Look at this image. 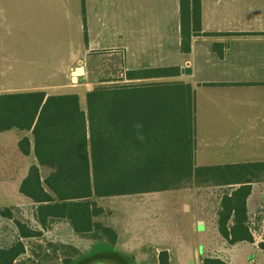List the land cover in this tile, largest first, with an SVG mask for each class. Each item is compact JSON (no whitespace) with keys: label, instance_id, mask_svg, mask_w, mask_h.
I'll return each mask as SVG.
<instances>
[{"label":"crops","instance_id":"obj_1","mask_svg":"<svg viewBox=\"0 0 264 264\" xmlns=\"http://www.w3.org/2000/svg\"><path fill=\"white\" fill-rule=\"evenodd\" d=\"M200 1L201 33L191 36L188 53L181 50L179 0H115V6L111 4L108 8L115 7L114 18L97 16L93 9L92 22L93 11L87 5L86 45L106 48L95 45L103 39L110 44L109 48L115 49V65L120 67L118 76L112 80L115 85L121 86L123 82L136 86L190 87V95L183 90L179 94H173V90L167 94L164 88L132 92L144 98L145 110L154 115L150 128L171 127L173 118L175 125L178 120L182 123L185 114L191 135L185 148L177 137L151 136L148 138L151 147L146 149L141 163L128 158L123 169L127 174L143 169L148 171L146 175L153 176H194L196 168H212L219 174L222 170L217 167L264 163V0ZM77 11L72 15L70 11L68 14L66 10H59L56 17L49 13L43 23L37 16L38 33L34 38L27 32L34 27L28 13L23 14L22 21H15V28L10 32H4L0 22V95L41 91L47 97L77 93L78 88H70L72 72L79 67L75 64L82 63L86 57L79 32L83 22ZM71 19L74 30H70ZM80 66L84 74L85 67ZM185 68L190 72L185 73ZM151 69H166V72L157 77L138 78L149 75ZM82 74L76 76V82L82 80ZM66 80L67 84L60 83ZM40 81L45 82L41 87ZM64 88L65 93L60 91ZM129 100L128 108L134 107L133 96ZM188 101L189 106L185 108ZM13 129L17 128L2 131L0 135ZM34 158L36 163L32 164L38 165L35 155ZM27 173L17 184L19 196L6 185L0 188V201L12 191L11 199L16 207L24 198L35 204L20 192ZM253 175L257 178L248 183L251 190L246 199L244 224L251 241L229 244L220 233L222 197L230 196L241 183H235L234 179L220 181L215 176L207 184L198 182L187 187L123 195H134V198L116 201L115 228L106 225L116 232L115 244L98 242L111 248L108 251L115 254V264H159L160 252L167 254L168 264H201L203 257L217 258L226 264L252 261L264 264L261 247L264 244V169ZM118 196L122 195H115ZM232 224L231 216L227 228ZM219 242L223 247L217 251L221 253L208 254L217 249Z\"/></svg>","mask_w":264,"mask_h":264},{"label":"trees","instance_id":"obj_2","mask_svg":"<svg viewBox=\"0 0 264 264\" xmlns=\"http://www.w3.org/2000/svg\"><path fill=\"white\" fill-rule=\"evenodd\" d=\"M179 2L181 50L188 53L191 36L201 33V1ZM148 72L149 75L146 73L138 78L157 77L164 74L166 69H151ZM173 87L190 95L188 85ZM148 88L168 86L145 84L95 89L86 94V112L80 108L76 94L46 97L45 93L40 91L0 95V132L12 128L31 131L33 153L38 165L50 169L49 174L41 180L39 166L32 164L20 184V192L34 201V216L43 228L48 229L46 225L49 219L66 221L73 233L80 238L104 241L111 246L115 244L116 232L113 228L92 220L93 216L104 211L96 205L93 196L159 191L173 186L167 183L177 179L176 176L146 175L148 171L143 169L132 171L131 174L123 171L128 158L142 162L146 149L151 147L148 138L153 135L177 137L183 148L189 140L185 114L182 123L178 120L175 125L173 118L171 127H149V122L155 119L154 115L145 110L143 97L132 95L135 90ZM121 90L123 95H119ZM129 95L134 98V107L130 108ZM188 106L189 101L184 107ZM183 133H186V136ZM128 137L135 138L129 141ZM18 148L23 155H29L30 143L27 137L18 141ZM240 168L243 169L239 171ZM215 169L222 171L215 174L212 168H196L194 176L181 178L207 184L210 178L216 176L220 181L234 179L237 180L235 183H241L230 196L222 197L219 230L228 239L229 244L251 241L252 237L244 225L247 220L246 199L251 190L248 183L252 181L250 179L257 178L253 173L263 170L264 163ZM92 207L96 214L91 211ZM1 214L11 218L9 210L2 211ZM231 216L233 224L228 229L227 222ZM14 223L18 230L17 237L9 247L0 246V264H15L17 258L25 253L21 240L40 236L37 230L25 226L23 222ZM93 226H98L97 235L90 232ZM261 247L264 250V244H261ZM71 251L77 254L78 249L71 246ZM62 262L71 264L73 260L66 257ZM159 264H168L165 252H160ZM201 264L226 263L217 258L203 257Z\"/></svg>","mask_w":264,"mask_h":264},{"label":"rangeland","instance_id":"obj_3","mask_svg":"<svg viewBox=\"0 0 264 264\" xmlns=\"http://www.w3.org/2000/svg\"><path fill=\"white\" fill-rule=\"evenodd\" d=\"M111 4L115 6V0H89L88 2L87 0H0V22H3L2 28H4V32H10L15 28V21L17 19L22 21L23 14L28 13L29 21L34 22V27L28 29L27 32L34 38L38 33L37 16L40 18V23H43L48 20L49 13L52 17H56L59 14V10H66L68 14L70 11L72 15H76V13L73 12L75 9H78L79 12L77 11V16L82 17L83 22V26L80 25L81 31L79 32L82 33L81 37L83 45L86 48V57L82 59V63H76L75 66H84L85 73L81 75L82 80L80 82H72L70 88H78L77 93L71 94H76L78 96L80 108L86 112V94L88 92L95 89L120 86L115 85V81H112L118 76L117 74L120 71V67L115 65V49L109 48L110 44L104 42L103 39L99 40L95 45L101 44L102 46H108L106 48H94L89 47V44L86 45L88 40L86 26V20L88 19L87 5L92 11L93 9L96 11L97 16L109 15L114 18L115 7H112V10L108 9ZM94 11L91 13V22L95 15ZM70 24V30H74L75 25L73 19H71ZM92 35L93 37H96V34ZM10 37H13V34ZM40 37H44V34L40 33ZM74 39L73 34V40ZM26 40L28 39L26 38ZM75 42L76 41L74 40L73 43ZM62 59L64 60V57ZM43 83L45 82L40 81L39 86L41 87V84ZM60 83L67 84L68 81L66 80ZM121 85L126 84L122 82ZM164 85L168 86V88L163 89L167 94H171V90H173V94H179L181 91V89L173 87L177 85ZM65 90L66 88L61 89L60 91L65 93L67 92ZM122 92L123 91L121 90L119 95H123L124 93ZM187 132L188 136L191 135V126L189 125L187 126ZM183 135L186 136V133H183ZM23 137H27L30 143L31 152L29 154L30 156L28 155L27 157L18 150V141ZM87 137H89L88 133ZM32 151L33 135L31 131L13 129L8 133H4V135H0V188L9 185L13 193H15L16 196H19L16 190L17 184L21 180V176L27 173L26 169H28L30 164L34 162L36 163ZM118 168L119 167L115 169ZM49 172L50 169L39 167L41 180H43ZM193 183L194 182H190L186 178L183 179L178 177L177 179L174 178L169 181L167 184L173 185L170 188H177L179 186L187 187ZM12 191L6 194V199L0 201V246L9 247L16 239L18 234L17 227L14 223L16 221L19 223L23 222L25 226L32 227L40 234V236L36 238L20 239L25 246V253L17 258L15 264H68L62 262L66 257L73 260L71 264H74L76 261L78 262L77 264H115V254L108 251L111 250L110 247L101 245V243H103L102 241H100V243L89 239H79V237L73 233V229L66 224V221L65 223L62 220L49 219L46 225L48 229L43 228L34 216L35 205L32 204L30 200L24 198L23 202H18L22 201L21 199L17 201L18 205L16 207L14 204L16 202L11 199V194H13ZM146 196L149 197V194H146ZM128 198H134V195H122L118 197L93 196L92 199L96 201V205L102 207L104 211L97 215L92 207L91 211L96 214V216L92 217V220H94L95 223L100 222L104 225L113 226L115 228V202ZM12 204L13 207H11ZM9 205L10 207H6ZM6 210H9L11 218L2 216L1 212ZM97 227L98 226H93L90 231L91 234H98ZM71 246L78 249L77 254L71 251ZM100 247L105 249L102 250ZM221 247H223V245L219 242L216 245L217 249H213V253L209 252L208 254L218 256L221 252L217 250L221 249ZM70 251L72 252V254H70L71 256L68 255ZM250 264H254V261Z\"/></svg>","mask_w":264,"mask_h":264},{"label":"water","instance_id":"obj_4","mask_svg":"<svg viewBox=\"0 0 264 264\" xmlns=\"http://www.w3.org/2000/svg\"><path fill=\"white\" fill-rule=\"evenodd\" d=\"M184 72H185V73H189V72H190V69H189V68H185ZM82 73H83V68H82L81 66L77 67V68L72 72V81H73V82H76V81H77L76 76H77V75H80V74H82ZM78 80H81V78L78 79Z\"/></svg>","mask_w":264,"mask_h":264}]
</instances>
